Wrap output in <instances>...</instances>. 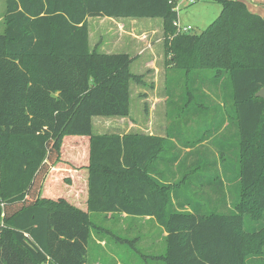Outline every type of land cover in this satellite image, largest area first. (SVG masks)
Returning a JSON list of instances; mask_svg holds the SVG:
<instances>
[{"label":"trees","instance_id":"16d2710c","mask_svg":"<svg viewBox=\"0 0 264 264\" xmlns=\"http://www.w3.org/2000/svg\"><path fill=\"white\" fill-rule=\"evenodd\" d=\"M215 1L220 14L195 33L172 0H6L0 264H87L92 213L153 217L167 232L165 264H264V17L242 0ZM89 17L162 19L175 70L208 97L182 107L215 109L219 123L192 141L170 128L168 138L94 134L93 117L129 115L131 83L143 78L129 53L91 48ZM69 135L89 137L70 147L85 179L67 194L49 178Z\"/></svg>","mask_w":264,"mask_h":264},{"label":"rangeland","instance_id":"374dc122","mask_svg":"<svg viewBox=\"0 0 264 264\" xmlns=\"http://www.w3.org/2000/svg\"><path fill=\"white\" fill-rule=\"evenodd\" d=\"M172 3L177 8L180 24L186 25L182 28L190 25V32L195 33L206 29L222 10L215 0H172ZM6 8V0H0V34L6 28ZM88 24L92 49L129 53L134 57L131 70L143 78L141 83H131L129 115L93 117L94 134L149 133L168 138L167 130L170 128V132L173 131L182 141H192L209 126L219 123L215 109L202 108L200 113H195V108L182 107L191 97L194 103L208 105V97L195 90L199 83L196 76H184L183 72L175 70V63L170 61L173 54L166 53L162 19L89 17ZM201 118L205 125L199 122ZM88 137L69 135L64 138L65 160L47 176L48 179L50 175L49 182L51 179L52 183L61 181V186L50 187L52 191L63 192L64 188L68 194L71 179L76 178L77 183L85 179L84 169L71 164L69 153L75 142ZM172 140L177 141L175 138ZM179 147L183 146L179 143ZM202 148L211 152V161L215 160L213 152L217 151L214 145L206 141ZM79 160L80 164L85 161L82 157ZM71 167L75 168L69 170ZM47 179L43 182L44 187ZM80 192L75 199L82 202L85 194ZM119 214H91L93 226L87 246V264H165L161 258L167 250L165 229L153 219L122 218Z\"/></svg>","mask_w":264,"mask_h":264},{"label":"crops","instance_id":"0c3cea01","mask_svg":"<svg viewBox=\"0 0 264 264\" xmlns=\"http://www.w3.org/2000/svg\"><path fill=\"white\" fill-rule=\"evenodd\" d=\"M242 1H244L247 4L248 8L251 11H253L254 13H258L264 17V6L262 5V4H264V0H242ZM192 2H195V0H192ZM156 19H160V18H156ZM179 23H180V20H179ZM180 25L186 26V25H182V24H180ZM187 26H190V25H187ZM108 214L110 215L111 213H108ZM119 215H121L122 218L123 217H125V218L130 217V219H141V218L153 219L157 223V221L153 217H149V216H131V215H127L126 213H120ZM166 234H167V232H166ZM122 241H124V239ZM117 264H119V263H117Z\"/></svg>","mask_w":264,"mask_h":264},{"label":"water","instance_id":"95a60500","mask_svg":"<svg viewBox=\"0 0 264 264\" xmlns=\"http://www.w3.org/2000/svg\"><path fill=\"white\" fill-rule=\"evenodd\" d=\"M256 95L260 97H264V88H262L259 92H257Z\"/></svg>","mask_w":264,"mask_h":264},{"label":"built area","instance_id":"2783aa9c","mask_svg":"<svg viewBox=\"0 0 264 264\" xmlns=\"http://www.w3.org/2000/svg\"><path fill=\"white\" fill-rule=\"evenodd\" d=\"M179 23V22H178ZM179 26L182 28V26L180 25V23H179ZM183 30H190L191 29V26H189L188 28L187 27H183L182 28Z\"/></svg>","mask_w":264,"mask_h":264}]
</instances>
